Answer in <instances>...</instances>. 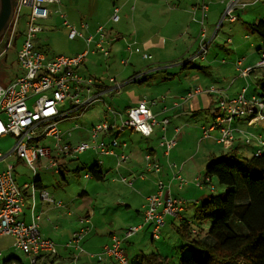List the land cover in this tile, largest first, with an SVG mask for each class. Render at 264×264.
Listing matches in <instances>:
<instances>
[{
  "label": "crops",
  "instance_id": "0c3cea01",
  "mask_svg": "<svg viewBox=\"0 0 264 264\" xmlns=\"http://www.w3.org/2000/svg\"><path fill=\"white\" fill-rule=\"evenodd\" d=\"M202 1L117 0L112 4L108 18L101 19V22L84 19L75 24L86 35L93 34L94 40L90 44L83 38L73 39L76 40L73 53H61L75 56L88 51L79 71L83 76L99 80V87L94 91L101 93L100 97L106 96L103 102L114 110V113L108 111V118L88 122V118H83L90 108L81 115L75 107L69 105L74 115L60 122L65 142L78 145L87 141L94 145L101 141L110 143L113 138H117L126 145L116 147L115 150L117 153H127L126 160L121 161L118 155H101L92 147L81 153L60 155L59 171L53 169L52 173L49 158H42L37 162L41 171L35 181L34 172L31 178L27 173L26 165L32 169L31 166L13 148L10 152H3L0 157V168L5 169L9 163L14 165L15 179L25 193L21 218L31 222L33 217H41V235L58 244L59 261L66 264H117L113 259L98 261L89 253H97L110 244L114 233L123 235L129 227L139 225L142 226L139 232L124 244L132 256L131 261L141 252L149 253V250L158 251L162 255L171 253L166 242L161 248L158 245V240H162V236L166 237L165 234L156 239L152 234V226L145 225L147 197L158 191L159 181L164 180L170 185L173 197L186 202L180 217H166L163 229L167 234L166 227L172 224L175 236L182 223L188 222L194 226V215L197 216L198 207L209 195L216 194V187L212 189L214 181L217 182L216 178L212 177L210 183L206 180L208 165L216 157L232 150L243 157L252 158L260 149L259 137L264 140V119L260 115H245L233 121L235 140L234 145L226 149L227 152L218 141L221 131L213 129L205 133L204 128L215 122L223 98L233 99L241 94L252 98L264 94V66L259 65L264 50V37L251 29V24L264 20V4L260 6L264 0H245L247 6H235L230 15H235L236 19L227 14L232 0H205L208 4L204 22L208 42L205 56L200 54L198 41L202 27ZM63 4L68 5L69 1L62 0L60 4L49 5L50 15L40 22L42 31L39 34L57 31L55 23L58 16L64 17ZM115 7L120 8L119 21H114L112 17ZM224 20L231 22V29L225 30L227 35L220 37ZM84 22L89 26L84 28ZM64 24L70 32L65 21ZM100 25L105 27L109 44L110 53L105 55L109 57L108 76L99 71L96 58L87 62L91 52L96 55L101 51L98 46L100 35L97 32ZM213 43H216V47L211 48ZM36 45L45 52L39 42ZM45 53L49 58L60 55L50 56ZM98 77L106 79V82H100ZM212 88L215 90L211 91ZM144 100L158 119L152 134L145 136L133 128L119 129L120 117L130 107ZM164 119H168L166 125ZM104 120L112 121L114 126L110 131L100 132L94 140L91 129ZM6 136L13 135L7 134L0 139ZM164 137L177 140V145L169 154L161 146ZM248 138H251L250 142ZM34 142L52 147L53 154L57 155L53 137ZM150 153L160 165V171L148 167L146 157ZM260 157L264 158V154ZM97 160L103 163L95 176L90 167ZM48 171L52 175H47ZM88 172L92 174L91 177L85 176ZM43 173H46L45 176ZM177 174H181L184 181H180ZM72 175L78 177V184ZM32 182L37 187L34 192ZM43 189H47L63 204L58 206L44 199L41 196ZM201 195L204 197L203 202L200 200ZM84 216L89 217L88 226L91 230L81 242L86 252L75 260L77 250L66 248L65 244L82 227L81 217ZM194 229L199 230L195 226ZM1 236L10 238L9 244L0 249V253H8L3 264L13 256L25 264L19 255L9 251L21 250L15 246L14 237L7 234ZM151 248L154 250L151 251Z\"/></svg>",
  "mask_w": 264,
  "mask_h": 264
},
{
  "label": "built area",
  "instance_id": "2783aa9c",
  "mask_svg": "<svg viewBox=\"0 0 264 264\" xmlns=\"http://www.w3.org/2000/svg\"><path fill=\"white\" fill-rule=\"evenodd\" d=\"M61 1L16 0L14 16L9 27V38L6 41V47L0 52L1 59L8 52L12 41L16 40L17 26L23 7H30L31 12L17 57L19 73L8 84H3L0 79V138L7 134L16 138L13 150L31 166L35 181L38 179L39 173L37 162L42 158H49V167L56 171H59L60 155L81 153L92 147L96 148L101 155H118L121 161L128 158L127 153L116 152V147L126 145L117 138H113L110 143L101 141L94 145L87 141L72 145L66 143L63 138L60 122L74 115V112L70 111L69 108L75 107L82 115L98 98H101V93L94 91L95 88L99 87L97 80L94 77L83 76L79 71L88 55L87 50L75 56L60 54L49 58L35 43L37 35L42 31L40 22L50 15L49 5L60 4ZM247 4L245 0H232L227 14L230 15L235 6H247ZM200 9L202 11V27L198 41L200 54L205 56L208 52L207 29L204 24L208 4L205 0L202 1ZM62 15L65 17V23L70 27V39L83 38L88 44L94 40L93 34L86 35L83 30L70 23L66 15ZM112 17L114 21L120 20L119 7H115ZM230 17L232 19L237 18L235 15H230ZM82 26L86 28L89 24L84 22ZM97 32L100 35L99 49L105 55H109L105 27L100 25ZM146 57L151 56L146 55ZM259 65L264 66V50ZM214 90V88L211 89V91ZM33 97H36L35 101L30 105L29 101ZM107 108L111 113H114L111 106ZM219 111L215 122L210 127H205L204 132L208 133L210 130L219 129L221 131V136L218 138L219 143L225 149H230L235 140L233 121L245 115H260L264 119V96L256 95L248 98L245 94H241L233 99L223 98L219 103ZM109 121L104 120L92 127L91 134L94 140L100 132H107L113 128L114 125ZM120 122L119 129L121 130L133 128L145 136H150L154 126L158 123V119L148 102L144 100L138 105L130 107L127 111V117ZM163 123L166 125L168 119H164ZM45 137H53L57 155L53 154L52 147L34 142ZM259 141L261 147L256 152L258 157L264 154V140L259 137ZM176 145V139L164 137L161 140V146L166 148L167 154ZM2 156L3 152L0 149V157ZM146 158L149 168L160 171L161 167L155 162L151 153ZM97 163L101 165L103 162L97 160ZM85 176L91 177L92 174L88 172ZM176 177L180 181H184L181 174H177ZM211 178L212 176L207 175V183L211 182ZM129 183L132 184L131 181ZM36 189V183L32 182L33 192ZM212 189H215L214 185H212ZM41 196L55 205L63 204L47 189L41 191ZM147 200L145 222L152 226L153 236L159 239L166 224V217H180L186 202L181 198L173 197L170 185L166 184L164 180L159 181L158 191L150 194ZM24 206L25 193L15 179L14 165L9 163L5 169L0 168V235H12L15 246L29 255V264H54L55 259L56 264H66L64 261L58 260V244L41 235L39 222L41 217H33L31 222L21 218ZM89 222L88 216L81 217L82 227L75 231L73 237L65 244L66 248L77 250L74 256L75 260L79 258L80 254L86 252L81 242L91 230L88 226ZM141 227L140 225L131 226L126 229L123 235L114 233L110 244L106 245L102 251L89 253V255L98 261L113 259L117 264H133L124 244L126 240L137 234ZM197 231V229H193V233H197Z\"/></svg>",
  "mask_w": 264,
  "mask_h": 264
},
{
  "label": "trees",
  "instance_id": "16d2710c",
  "mask_svg": "<svg viewBox=\"0 0 264 264\" xmlns=\"http://www.w3.org/2000/svg\"><path fill=\"white\" fill-rule=\"evenodd\" d=\"M251 29L264 37V20L251 24ZM16 37V40H18ZM264 96V94H263ZM229 151L216 157L207 167V175L215 177L227 190L211 194L198 207V218L212 219L205 237L201 230L184 222L179 234L193 256L181 264H264V158L243 157ZM101 167H90L95 176ZM22 264L13 256L4 264ZM133 264H171V257L158 251L141 252Z\"/></svg>",
  "mask_w": 264,
  "mask_h": 264
},
{
  "label": "rangeland",
  "instance_id": "374dc122",
  "mask_svg": "<svg viewBox=\"0 0 264 264\" xmlns=\"http://www.w3.org/2000/svg\"><path fill=\"white\" fill-rule=\"evenodd\" d=\"M68 1H69V4L68 5L63 4L62 7L64 10V14L67 15L68 20L73 24L80 23V21H82L84 19L85 20L91 19V20H95L97 22L98 21L101 22V19L109 17L112 4L114 2H117V0H68ZM263 4H264V2L260 3V6ZM30 12H31L30 7H27V6L23 7L22 13H21V18H20V21H19L18 26H17L16 36H19L18 41L16 42L13 40L9 49H8V52L5 53L3 55V57H1V59H0V79H1V82L3 84L10 83L11 80L13 78H15V75H16L15 73H17V71H19V66L17 64L18 51H19V48H20L21 43L23 41V34H24L26 27H27V20H28ZM58 17L59 18L57 19V22L55 23V26L58 28L57 31L56 30L45 31L43 33L38 34L37 38L35 39L36 44H38V42H39V44L41 45V48L45 52H47L50 56H54L56 54H61V53L71 54V53H73L74 44L76 43V40L70 39V37H69V34H68L69 29L64 24L65 18L60 16V15ZM207 25H208V20H207ZM221 25L220 26H221L222 30H221L219 35H220V37L226 36L227 34L225 33V30L231 29V22L229 20H224ZM213 46L216 47V43H213L211 48ZM5 47H6V41L0 43V52ZM95 58L97 60L96 63H98L99 67H100L99 71L107 74V76H108L109 75V73H108L109 72V66H108L109 57L105 56V54L102 51H98V53L96 55H93V53L91 52L90 56H88V58H87V62L89 60L95 59ZM110 59H111V57H110ZM198 61L200 62L201 60H198ZM98 78H100V82L101 81L106 82L105 81L106 79L103 80L101 77H98ZM96 80H98V79H96ZM35 98L36 97H33L29 101L30 105L33 104V102L35 101ZM104 99H106V96H104V97L101 96V98H99L97 101H95L93 103V105L90 107V109L87 111V113L83 119L86 120L88 118V120H89L88 122H92V120H95V119L100 120L103 117H104V119L108 118L107 114H108L109 110L107 109L106 104L103 102ZM107 101H108V99H107ZM65 107H67V106H65ZM100 114H101V116H100ZM125 117H127V112L124 113L123 117L122 118L120 117L119 120L122 121L123 118H125ZM82 121L83 120L81 119L80 122L82 123ZM247 140H249V142H250L251 138H248ZM15 142H16V138L14 136H6L5 138L0 139V147L2 149V152H4V153H6L8 151L10 152L12 150ZM223 149L225 152H227L224 146H223ZM74 165H76V164H74ZM26 169H27V173L29 174V176L31 178V176L33 175V170L30 169L27 165H26ZM40 171H41V169H40ZM53 171L54 170L52 169L51 172L53 173ZM51 172L48 171L47 175H52ZM45 174L43 173V176H45ZM38 176H39V173H38ZM72 179L78 184V180H79L78 177L72 175ZM217 182L214 181V184L216 187V189H215L216 194H224L226 191L225 186L221 185L219 182L218 183ZM203 198H204L203 195H201L200 200L202 201ZM194 210H195V208H194ZM196 211L197 210H195V212ZM194 216H195L194 226L197 227L199 230H201L202 233L200 236L205 237L207 235L208 231L210 230L212 224H213V220L212 219H207V220L206 219H200V217L198 218V216H196V215H194ZM145 225H147V224H145ZM166 229L168 230V233L166 234L165 230L163 229L162 235L165 234L166 237L162 236V240H158V245L161 248L162 245H164L166 242L170 246V248L168 247V249L171 250L170 251L171 253L166 252L164 255L166 257H171V260H172L171 264H181V260L183 258H189V257L193 256V251L191 250L190 247H188V248L185 247V244H184L185 242L182 239V237L180 236V234L177 232V234L174 236L175 232L172 229V224H169L166 227ZM173 232H174V234H173ZM9 239L10 238L7 236H1L0 235V249L3 247V245L9 244ZM133 247H135V246L133 245ZM152 250H154V249L151 248V251ZM9 251L13 252L16 255H19L24 260L25 264L30 263V257L24 251L17 250V249H13V250H9ZM0 252H1V250H0ZM148 252H150V250ZM7 254L8 253H4V254L0 253V264H3L4 258H5V256H7ZM130 258L132 259L131 255H130Z\"/></svg>",
  "mask_w": 264,
  "mask_h": 264
},
{
  "label": "water",
  "instance_id": "95a60500",
  "mask_svg": "<svg viewBox=\"0 0 264 264\" xmlns=\"http://www.w3.org/2000/svg\"><path fill=\"white\" fill-rule=\"evenodd\" d=\"M16 0H0V40L14 16Z\"/></svg>",
  "mask_w": 264,
  "mask_h": 264
},
{
  "label": "flooded vegetation",
  "instance_id": "af4514ba",
  "mask_svg": "<svg viewBox=\"0 0 264 264\" xmlns=\"http://www.w3.org/2000/svg\"><path fill=\"white\" fill-rule=\"evenodd\" d=\"M9 27H10V23H9V25H8V27H7V29H6V31L4 32V35H3V37L1 38V40H0V43H2V42H5V41H7L8 40V38H9Z\"/></svg>",
  "mask_w": 264,
  "mask_h": 264
}]
</instances>
